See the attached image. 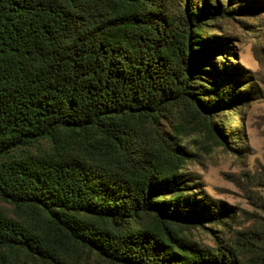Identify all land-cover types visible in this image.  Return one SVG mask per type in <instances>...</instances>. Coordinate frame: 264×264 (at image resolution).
Wrapping results in <instances>:
<instances>
[{
    "label": "trees",
    "instance_id": "trees-1",
    "mask_svg": "<svg viewBox=\"0 0 264 264\" xmlns=\"http://www.w3.org/2000/svg\"><path fill=\"white\" fill-rule=\"evenodd\" d=\"M230 12L207 0H0V198L17 214L0 213V264L86 253L264 264V227L230 234L233 208L195 190L180 140L192 117L228 143L213 117L252 95L209 26Z\"/></svg>",
    "mask_w": 264,
    "mask_h": 264
},
{
    "label": "rangeland",
    "instance_id": "rangeland-1",
    "mask_svg": "<svg viewBox=\"0 0 264 264\" xmlns=\"http://www.w3.org/2000/svg\"><path fill=\"white\" fill-rule=\"evenodd\" d=\"M196 1L201 4L203 0ZM207 2L211 8L223 5L231 11L222 20L213 19L209 26L227 46L219 49L218 58L225 67L238 70L231 73V78L240 90L251 91L252 95L234 110L225 109L213 117L216 130L230 134L228 143L219 145L206 131H200L192 117L178 122L186 126L180 140L194 154L185 170L194 177L195 190L201 197L233 208L234 219L225 218L232 234L264 227V0H230L231 5L228 0ZM203 78L205 82L212 81L209 75ZM172 120L169 117L162 122L161 129L173 134ZM47 147V143L40 145ZM0 213L17 218L14 207L1 198ZM197 238L214 243L210 236L199 234ZM82 264L109 263L86 253Z\"/></svg>",
    "mask_w": 264,
    "mask_h": 264
}]
</instances>
